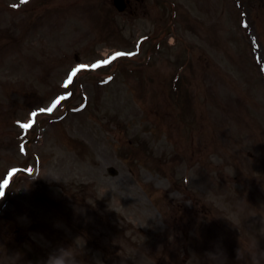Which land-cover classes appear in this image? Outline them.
I'll return each instance as SVG.
<instances>
[{
	"label": "rangeland",
	"instance_id": "rangeland-1",
	"mask_svg": "<svg viewBox=\"0 0 264 264\" xmlns=\"http://www.w3.org/2000/svg\"><path fill=\"white\" fill-rule=\"evenodd\" d=\"M171 1L175 18L172 28L156 42L158 60L141 65L148 39L168 23L169 9L160 1L132 0L134 12L129 8L119 13L112 0H0V177L9 166L32 167V154L30 157L18 149L27 110L39 105L45 110H64L66 102L60 99L68 95L75 66L82 70L78 72L81 83L73 89L62 120L53 122L39 116L41 123L44 121L39 134H29L30 149L41 159L40 171L59 178H43L41 183L32 179L30 186L35 189L44 180L61 183L60 187L45 184L49 193L41 187L36 198L50 194L64 204L56 213L49 209L42 216L32 215V221L45 218L43 233L36 226L23 238L22 229L19 239L11 241L20 261L26 258L25 264L42 262L57 246L75 250L77 245L81 257L86 255L85 245L99 234L96 221L90 227L83 223L68 228L69 223L59 222L58 217L69 220L65 210L76 209L81 216L75 217L86 219L92 214L87 206L97 202L91 197L93 191L108 200L106 211L115 213L123 223L126 220L123 237L116 234L115 226L95 242L114 253V236L127 240L119 246L133 255L131 264H205L204 250L212 251L217 243L226 256L231 253L227 264H238L236 250L241 245L256 238L264 248V215L254 214L258 210L264 214V0H250L253 5L249 17L246 14L247 28L240 25L242 16L234 0ZM7 41L9 49L1 51ZM136 49L139 62L121 63L109 79L107 74L118 63L116 58L103 66L110 52L129 54ZM187 52L202 59L192 60L191 68L184 69L189 80V85H183L185 90L180 84L187 77L171 62L174 54L187 57ZM86 67L97 71L86 72ZM176 75L179 81L175 82ZM26 84L35 90L27 87V94L20 99L12 88ZM23 104L29 106L21 108ZM218 105L225 106L222 114V110L212 112ZM12 106L19 115L10 114ZM207 106L212 110L207 112ZM145 112V120L156 127L153 132L144 131L154 149L151 163L163 166L159 168L162 174L146 159L131 165L114 151L113 135L125 132L123 119L130 130L124 142L138 128L135 118ZM16 119H22L21 124ZM158 133L166 139L154 145ZM76 137L82 139L78 146L82 160L66 147V139L72 143ZM138 185L154 187L153 192L148 191L163 201L165 212L153 207L148 200L152 195L139 192ZM236 187L241 188L245 201L235 194ZM181 190L187 194L184 201ZM225 194L232 196L234 211L221 206ZM35 208L47 206L38 200ZM226 218L235 222L226 227ZM72 229L79 231V237L70 234ZM172 238L177 248L168 250L165 257L156 256L164 247L158 240ZM2 249L11 254L10 247ZM118 254L117 263L111 264H127ZM98 260L96 257L93 262Z\"/></svg>",
	"mask_w": 264,
	"mask_h": 264
},
{
	"label": "clouds",
	"instance_id": "clouds-1",
	"mask_svg": "<svg viewBox=\"0 0 264 264\" xmlns=\"http://www.w3.org/2000/svg\"><path fill=\"white\" fill-rule=\"evenodd\" d=\"M46 178L58 181V177L51 172L37 170L34 179ZM5 191L0 189V197H3ZM25 221L27 216L23 217ZM207 264H227L226 253L219 243L214 246L212 251L206 254ZM81 252L73 250L70 247L57 246L51 250L46 259L41 264H82L80 259ZM21 257L19 254L6 255L4 250L0 248V264H19ZM236 261L238 264H264V248L260 247V243L256 238L250 240L246 245L236 250Z\"/></svg>",
	"mask_w": 264,
	"mask_h": 264
},
{
	"label": "snow or ice",
	"instance_id": "snow-or-ice-1",
	"mask_svg": "<svg viewBox=\"0 0 264 264\" xmlns=\"http://www.w3.org/2000/svg\"><path fill=\"white\" fill-rule=\"evenodd\" d=\"M124 55H126V54L118 52L115 54V56L111 57L108 61H105L104 63H110L112 60H115L117 57H122ZM75 71L76 70H74L73 75H75ZM49 111H51V109H49ZM25 127H27V125H25ZM5 184H7V181H5ZM3 187H4V185H0V189H2Z\"/></svg>",
	"mask_w": 264,
	"mask_h": 264
}]
</instances>
